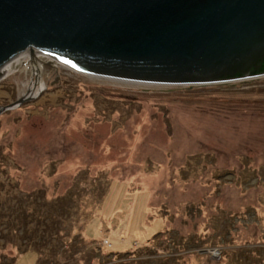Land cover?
<instances>
[{
    "label": "rangeland",
    "instance_id": "rangeland-1",
    "mask_svg": "<svg viewBox=\"0 0 264 264\" xmlns=\"http://www.w3.org/2000/svg\"><path fill=\"white\" fill-rule=\"evenodd\" d=\"M19 66L0 106L35 92ZM55 70L0 114V264H264V77Z\"/></svg>",
    "mask_w": 264,
    "mask_h": 264
},
{
    "label": "water",
    "instance_id": "water-1",
    "mask_svg": "<svg viewBox=\"0 0 264 264\" xmlns=\"http://www.w3.org/2000/svg\"><path fill=\"white\" fill-rule=\"evenodd\" d=\"M22 56L33 73L63 64L149 84L263 77L264 0H0V80Z\"/></svg>",
    "mask_w": 264,
    "mask_h": 264
},
{
    "label": "flooded vegetation",
    "instance_id": "flooded-vegetation-1",
    "mask_svg": "<svg viewBox=\"0 0 264 264\" xmlns=\"http://www.w3.org/2000/svg\"><path fill=\"white\" fill-rule=\"evenodd\" d=\"M21 59V58H20ZM19 59V60H20ZM24 60V59H23ZM22 59H21V61L20 62H22L23 61ZM25 60H26V58H25ZM24 60V61H25ZM42 60L44 61V62H47V58H42ZM55 63V62H54ZM20 66L18 67V69H20V67H21V64H19ZM56 65L57 64H55V66L54 67H52V69L51 68H48V67H46V68H44V69H42V70H39L38 72H35V73H33L29 68H26L25 69V71H27L28 73V75H26V78H27V80L25 81L26 82V84H28V86L29 87H33V86H36V89L35 90H38L39 92L41 91V89H42V87H43V84H42V82H44L43 80H42V78H43V76L47 79L48 78V76H49V74H51V75H53V79H57V75L55 74L56 72ZM44 70L46 71V72H44ZM44 72L43 74L44 75H40L39 73H41V72ZM6 72H8V69L6 70ZM26 73V72H25ZM264 77V76H263ZM5 78V77H4ZM25 84V85H26ZM28 90H26V88L24 89V92H22V94H21V96L20 97H17L16 99H18V98H21V97H24L25 95H27L26 96V98H27V100L28 99H32L34 96H31V95H29L28 94V92H27ZM26 93V94H25ZM15 99V100H16ZM20 106V105H19ZM15 108H18V106L17 107H15ZM14 108H12V109H9V110H13ZM5 111H8V110H5ZM4 112V111H3ZM2 112V113H3Z\"/></svg>",
    "mask_w": 264,
    "mask_h": 264
},
{
    "label": "built area",
    "instance_id": "built-area-1",
    "mask_svg": "<svg viewBox=\"0 0 264 264\" xmlns=\"http://www.w3.org/2000/svg\"><path fill=\"white\" fill-rule=\"evenodd\" d=\"M25 58H26L25 56H22V57H21L22 60H23V59L25 60ZM19 59H20V58H19ZM19 59H15V60L9 65V67H10L11 65H19V64L21 63V62H20L21 59H20V60H19ZM24 60H23V61H24ZM7 68H8V67H7Z\"/></svg>",
    "mask_w": 264,
    "mask_h": 264
},
{
    "label": "bare ground",
    "instance_id": "bare-ground-1",
    "mask_svg": "<svg viewBox=\"0 0 264 264\" xmlns=\"http://www.w3.org/2000/svg\"><path fill=\"white\" fill-rule=\"evenodd\" d=\"M7 69H8V71H9V70L11 71L10 67H8ZM38 93H39V91H38V90H35V92L33 93L32 96H35V95H37ZM28 98H29V97H28Z\"/></svg>",
    "mask_w": 264,
    "mask_h": 264
},
{
    "label": "trees",
    "instance_id": "trees-1",
    "mask_svg": "<svg viewBox=\"0 0 264 264\" xmlns=\"http://www.w3.org/2000/svg\"><path fill=\"white\" fill-rule=\"evenodd\" d=\"M117 253H119V254H120V253H123V252H117ZM125 253H128V252H125Z\"/></svg>",
    "mask_w": 264,
    "mask_h": 264
}]
</instances>
